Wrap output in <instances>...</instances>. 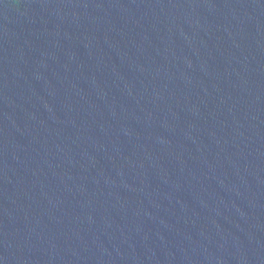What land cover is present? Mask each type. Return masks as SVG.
Returning <instances> with one entry per match:
<instances>
[{
  "label": "water",
  "instance_id": "1",
  "mask_svg": "<svg viewBox=\"0 0 264 264\" xmlns=\"http://www.w3.org/2000/svg\"><path fill=\"white\" fill-rule=\"evenodd\" d=\"M0 264H264V0H0Z\"/></svg>",
  "mask_w": 264,
  "mask_h": 264
}]
</instances>
